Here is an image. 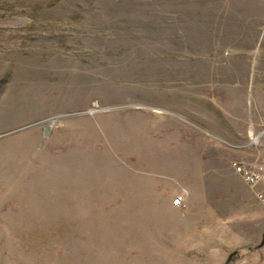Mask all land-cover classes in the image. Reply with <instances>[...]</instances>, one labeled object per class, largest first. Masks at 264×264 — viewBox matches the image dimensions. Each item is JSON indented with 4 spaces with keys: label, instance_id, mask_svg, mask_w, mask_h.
I'll return each mask as SVG.
<instances>
[{
    "label": "rangeland",
    "instance_id": "1",
    "mask_svg": "<svg viewBox=\"0 0 264 264\" xmlns=\"http://www.w3.org/2000/svg\"><path fill=\"white\" fill-rule=\"evenodd\" d=\"M263 129L264 0H0V264H264Z\"/></svg>",
    "mask_w": 264,
    "mask_h": 264
},
{
    "label": "built area",
    "instance_id": "2",
    "mask_svg": "<svg viewBox=\"0 0 264 264\" xmlns=\"http://www.w3.org/2000/svg\"><path fill=\"white\" fill-rule=\"evenodd\" d=\"M258 135L261 137L263 136L264 140V129L261 130ZM234 169L235 172L238 173L248 185L256 190L258 200L264 204V164H245L236 162L234 163ZM181 202V195H177L172 200V203L175 206H179Z\"/></svg>",
    "mask_w": 264,
    "mask_h": 264
}]
</instances>
